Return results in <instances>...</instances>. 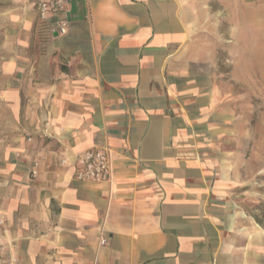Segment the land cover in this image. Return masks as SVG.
<instances>
[{"label": "crops", "instance_id": "1", "mask_svg": "<svg viewBox=\"0 0 264 264\" xmlns=\"http://www.w3.org/2000/svg\"><path fill=\"white\" fill-rule=\"evenodd\" d=\"M34 1L0 0V264H264V114L235 126L218 73L264 65V0L232 32L222 0H73L66 35Z\"/></svg>", "mask_w": 264, "mask_h": 264}, {"label": "rangeland", "instance_id": "2", "mask_svg": "<svg viewBox=\"0 0 264 264\" xmlns=\"http://www.w3.org/2000/svg\"><path fill=\"white\" fill-rule=\"evenodd\" d=\"M255 0H222L224 32H232L237 28V14L239 12L236 4L241 3L247 9L252 8ZM252 3V4H251ZM226 7V8H225ZM249 10H244L246 13ZM252 24L249 22L246 30ZM220 62L224 65V70L219 66L220 78L224 80L219 87L222 93V100L226 103L227 111L233 113L231 121L236 126L255 127L258 124V115L264 114V84H255V70L264 72V65L246 70L239 69V51L237 44L234 47L225 49L223 55H218ZM223 59V60H222ZM263 63L264 60H260ZM252 76V77H251ZM248 78V79H247ZM248 82V84H245ZM224 106V104H222ZM229 123V119L228 122ZM230 126V123L228 124Z\"/></svg>", "mask_w": 264, "mask_h": 264}, {"label": "built area", "instance_id": "3", "mask_svg": "<svg viewBox=\"0 0 264 264\" xmlns=\"http://www.w3.org/2000/svg\"><path fill=\"white\" fill-rule=\"evenodd\" d=\"M73 0H35L34 6L38 12L39 19L42 22L49 20L50 16L58 18V26L60 33L66 35L68 33L69 18L66 15V7ZM76 172L74 177L77 181L83 183H105L112 179L113 162L110 152L106 149H88L78 154ZM66 164V161L63 162ZM33 178L37 176L36 170L31 172ZM5 221L0 217V228L3 227ZM101 246H105L104 239L100 240ZM3 251V245L0 242V253Z\"/></svg>", "mask_w": 264, "mask_h": 264}]
</instances>
